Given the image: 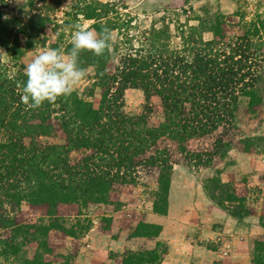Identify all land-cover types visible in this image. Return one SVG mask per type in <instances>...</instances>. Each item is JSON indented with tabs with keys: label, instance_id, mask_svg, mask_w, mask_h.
Returning a JSON list of instances; mask_svg holds the SVG:
<instances>
[{
	"label": "rangeland",
	"instance_id": "obj_1",
	"mask_svg": "<svg viewBox=\"0 0 264 264\" xmlns=\"http://www.w3.org/2000/svg\"><path fill=\"white\" fill-rule=\"evenodd\" d=\"M66 3L67 0H0V20L11 22L8 25V33L4 35L10 38V45L14 43L16 36L19 37V42L16 46L13 45L15 49L12 52L0 45V50L3 52L0 53V60L10 73L24 71L25 66L44 48H59L65 52L70 50L72 26L76 24L97 32L102 27L111 31L113 37L111 43H114L115 47L117 46L115 50L119 51L115 53L114 46L110 49L111 58H113L108 62L107 69L113 71L118 64L119 53L125 54L129 48H139L141 43H145V37L153 28L167 30L171 36L167 44L172 48L171 50H178L183 49L181 37L189 34L192 31L191 27L208 28L214 15H224L232 20L236 19V22L243 19L251 21L257 15L264 18V0H72L68 9H61ZM36 12L45 15L48 22L44 27V34L39 39L32 40V48H27L25 33H27L26 25L29 16L26 14ZM89 15H98V17ZM236 15L237 18H235ZM245 28L244 25L233 28L226 25L224 29L229 30V33L223 37L222 41L230 42L239 38L241 42V37H245L243 45L245 46L247 44ZM201 35L205 40L214 38V33L211 31H203ZM249 36H251L248 38L249 44L254 48V52L256 47L264 48V34ZM259 65L258 73H262L261 79L264 80V58ZM79 66L84 68L87 74L75 85L73 92L91 102L95 109H99L102 106L105 90L100 85V78H96L98 70L88 65V58L84 52L79 56ZM224 95L229 96L230 93L222 94ZM236 103L237 106L232 105L227 108L224 119L216 127L210 126L195 135L184 134L177 137L172 136L171 133L158 132L156 144L145 154L134 159L138 167L127 171L113 166L108 167L109 176L115 178V185L106 191L102 203L91 205L63 203L56 209L50 210L48 206H37L23 201L18 211L9 210L13 220L7 219L9 220L7 226L0 224V263L3 264L4 259L17 263L21 262L20 259L34 261L37 258V264H75L77 251L81 248L80 240L77 239H82L93 226L110 229L114 221L119 226L123 218L133 220L127 217L129 215L126 213L129 211L121 213L124 211L123 203H132L136 207L134 209L137 212L133 208L130 212H135L137 218L141 215L140 213L147 216L150 212L157 213L154 210V202L156 209L166 211L167 203L169 207L173 175L179 173L187 177L193 174L198 175L202 172V168L209 167L212 168L213 174L203 180L204 188L216 203L240 222L238 225L243 229L239 232L246 233L249 230L252 233L251 262L254 264V258L259 257L263 261L260 264H264L262 233L264 220L260 219L261 216L257 217L253 211L255 201L260 198L261 188L259 185L238 187L236 181L225 180V175L230 173L229 171L237 170V174L242 175L262 171L264 101L259 105H252L249 98L240 96ZM116 105L118 107L115 106L113 109H116L119 115L142 119L143 127L140 129L144 134L161 127L166 121L161 95L157 90L146 95L142 89H128L121 102ZM54 117L52 119L55 127L53 133L41 136L38 140L41 145L66 144V134ZM29 142L30 139H27V144H30ZM81 156V152H72V157L76 160ZM151 157L156 161L154 166L147 161ZM240 157L244 159L240 160ZM237 161L241 164L236 167ZM24 185L22 187L26 188L28 183ZM0 187L5 189L7 186L0 182ZM157 190H162L165 194L156 195ZM1 199L6 201L0 193ZM5 204L4 207L7 208V203ZM64 228L69 231L66 232ZM212 228L221 233L220 238L228 237L223 239L224 244H221L223 240L216 238L214 241L211 240L209 246L219 248L221 244L222 255H225L227 251L231 253L230 250H234L236 245L231 240L232 229L224 230L219 222H215ZM158 230L156 225L142 224L139 232L153 234ZM52 233L65 237V248L54 246L50 241ZM117 234V230H114L113 235ZM70 241H73L74 245ZM16 248L20 250L18 257L6 258L18 253V250L15 251ZM166 249L167 245L163 244L157 250L158 252L144 248L127 250L122 255L112 252L109 254L108 264H150V262L159 264L164 258Z\"/></svg>",
	"mask_w": 264,
	"mask_h": 264
},
{
	"label": "trees",
	"instance_id": "obj_2",
	"mask_svg": "<svg viewBox=\"0 0 264 264\" xmlns=\"http://www.w3.org/2000/svg\"><path fill=\"white\" fill-rule=\"evenodd\" d=\"M26 15L29 16L26 44L27 48H32V40L44 34L48 21L41 13ZM210 22L208 28L191 27L192 31L181 37L183 49L178 50H171L167 44L171 37L167 30L151 29L139 48H129L124 55L119 53L113 71L107 69L113 58L110 50L100 57L84 51L88 65L98 70L96 78H100V85L105 90L99 109L74 92L58 97L54 103L45 101L40 108L28 109L21 103L22 88L17 87L18 82L27 80L24 71L12 74L0 60V182L7 186L5 189L0 187V193L6 199L0 200V224L7 226V219L13 220L9 210L18 211L23 201L48 206L50 210L63 203H102L106 191L115 185L108 167L125 171L138 167L134 159L156 144L158 132L179 137L216 127L224 119L227 108L238 105L236 101L240 96L249 98L252 105L261 104L264 80L258 72L264 48L256 47L254 52L248 38L249 35L264 34V18L257 15L251 21L236 22L224 15H214ZM10 23L0 20V45L12 52L19 37L15 35L14 43L9 44L10 38L4 34L8 33ZM226 25L232 28L244 25L247 44L243 46L245 37H241V42L239 38L222 41L229 33L224 29ZM203 31L213 32L214 38L205 40L201 35ZM113 46L114 52L118 53L117 46L112 43ZM131 88L142 89L146 95L159 92L166 115L161 127L144 134L140 129L143 127L141 118L119 115L113 109ZM225 93L230 95L222 96ZM53 116L66 134L65 145H41L38 142L41 136L53 133ZM73 151L81 152L82 156L76 160L72 157ZM147 161L153 166L156 164L153 157ZM24 183H28L26 188L22 187ZM155 194L165 192L157 190ZM154 210L165 214L168 203L166 211H159L154 202ZM142 224L156 225L159 230L153 234L141 233ZM160 231L161 226L157 224L140 223L134 234L155 237ZM17 250L18 253L6 258L18 257L20 250ZM2 261L3 264H37V258L34 261L20 259L17 263L9 259ZM253 263L263 261L256 257Z\"/></svg>",
	"mask_w": 264,
	"mask_h": 264
},
{
	"label": "crops",
	"instance_id": "obj_3",
	"mask_svg": "<svg viewBox=\"0 0 264 264\" xmlns=\"http://www.w3.org/2000/svg\"><path fill=\"white\" fill-rule=\"evenodd\" d=\"M242 159L244 157H240V160ZM240 164V161H237L235 166ZM263 169L264 166L262 171L249 175L237 174V170L229 171L230 173L227 172L228 174L225 175V180L236 181L238 187L259 185L261 194L260 198L255 201L253 211L257 217L261 216V220H264ZM212 171V168L205 167L198 175L193 174L187 177L183 173L174 174L167 214L150 212L147 216L139 212L141 215L137 218L135 212H130L136 207L132 203H123L124 211L121 213L129 211L126 213L129 215L127 217L133 220L123 218L119 226L114 221L110 229L99 228L98 225L93 226L82 239H77L80 240L81 248L77 251L75 264H108L109 254L112 252L122 255L127 250L139 248L157 250L163 244L167 245V249L159 264H252L250 252L252 233L249 230L246 233L239 232L243 229L238 225L240 222L216 203L203 186V180L211 176ZM192 177L194 179L191 180ZM142 222L161 226L160 233L155 237L135 235L137 226ZM215 222L223 225L224 230L232 229L231 240L237 246L235 245L234 250H230L231 253L227 251L225 255H222L221 244H224L223 239L228 236L220 238L221 233L211 229ZM114 230H117L116 236L113 235ZM262 233L264 236V232ZM216 238L223 240L219 248L209 246L211 240L214 241ZM50 241L54 246L64 247L65 237L52 233ZM70 242L74 245L73 241ZM223 251H225L224 247Z\"/></svg>",
	"mask_w": 264,
	"mask_h": 264
},
{
	"label": "clouds",
	"instance_id": "obj_4",
	"mask_svg": "<svg viewBox=\"0 0 264 264\" xmlns=\"http://www.w3.org/2000/svg\"><path fill=\"white\" fill-rule=\"evenodd\" d=\"M72 0L61 9H68ZM71 48L67 52L59 48L47 47L25 66L26 82L17 84L22 88L21 103L28 109L40 108L45 101L54 103L58 97L70 96L87 72L79 66V56L88 51L100 57L112 47L111 31L102 27L99 32L73 25ZM0 53H3L0 50Z\"/></svg>",
	"mask_w": 264,
	"mask_h": 264
}]
</instances>
